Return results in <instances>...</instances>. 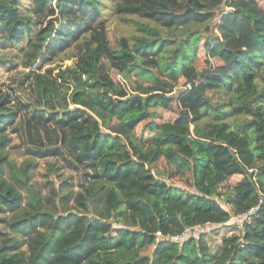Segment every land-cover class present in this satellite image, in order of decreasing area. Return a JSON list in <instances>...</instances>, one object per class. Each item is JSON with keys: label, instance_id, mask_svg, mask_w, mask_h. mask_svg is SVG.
I'll list each match as a JSON object with an SVG mask.
<instances>
[{"label": "trees", "instance_id": "trees-1", "mask_svg": "<svg viewBox=\"0 0 264 264\" xmlns=\"http://www.w3.org/2000/svg\"><path fill=\"white\" fill-rule=\"evenodd\" d=\"M23 1L0 0V48H17L27 88L0 83V264H264V0H112L146 20L117 42L104 0ZM69 48L71 63L46 65ZM110 70L150 75L153 92L139 80L126 92ZM159 97L176 131L137 135ZM206 104L231 119L203 116ZM11 147L26 155L18 166ZM222 204L257 208L214 249L203 232L171 238L231 225Z\"/></svg>", "mask_w": 264, "mask_h": 264}, {"label": "rangeland", "instance_id": "rangeland-1", "mask_svg": "<svg viewBox=\"0 0 264 264\" xmlns=\"http://www.w3.org/2000/svg\"><path fill=\"white\" fill-rule=\"evenodd\" d=\"M111 1L112 0H104L100 4V10H101V19L104 21L107 25V31L109 37L114 41L117 42L121 36H124L128 38L129 41H132V36L135 34H140L141 32L136 27V22H146L145 19L138 17L136 15H117L115 14L111 9ZM23 4L28 5L29 0H24ZM210 24H214L213 21L210 22ZM213 37L216 36V32L214 31L212 34ZM205 35H203L204 39ZM15 47H5L0 48V55L1 56H7L11 57L12 52H14L17 48ZM198 53L195 57L197 62V67L201 68V66H204L205 57L204 53L202 51V40L199 42L198 46ZM66 53V54H64ZM58 54L56 57H54L52 60L49 61L47 66L59 68L63 67L66 64L71 63L73 58H66L65 55H69L71 53L70 48L66 50V52ZM64 54V55H63ZM18 63V57L12 56L10 61L6 64L0 65V83L4 85V87H13L16 89V94L20 97L26 96L27 88L25 86V76L22 74L23 68L20 66H16ZM45 67V66H44ZM43 67V68H44ZM113 77L116 79V81L119 83L120 87H122L126 92L132 91V86L135 83V80H139L141 82L142 86V94L147 95L151 91V76L150 75H144L142 78L135 74L134 72H130L128 78H122L120 75L115 74L112 70H110ZM17 84H20L17 86ZM174 89L173 91H176ZM160 101V104L164 107H161L160 105H154L149 104L148 110L155 113L154 117H148L145 120H142L139 122V124L135 127V132L137 135H149V133H152L151 130H153L155 127H161L165 130L169 131H176V126L174 124L175 119L177 117V113L172 111L170 108H167L165 105L166 101L164 99L162 100L161 97L158 98ZM200 111L203 116L209 117L212 119H231V113L229 111L220 112L217 111L215 106L213 104H206L200 108ZM97 128L101 129L100 124H97ZM102 130H105L102 128ZM125 130L122 126L117 125L115 128H113V131H122ZM20 141V137L16 134H12V145H15ZM8 155L11 161L15 163L16 166H18L24 159H26V155H24V151L15 149L13 147L8 149ZM50 159V158H48ZM46 161L47 158H38L37 159V166L33 170V177L39 181L44 180V172L46 170ZM157 166L160 168H164V161L160 160L157 163ZM62 171L65 173V175L73 174L72 171L63 168ZM52 179L58 183V180H55L53 177ZM239 179L237 178H230L226 180L222 186L226 189H229L230 186H232L235 181ZM225 209H229L228 206L225 204H222ZM231 213V217L227 223H232L231 225H214V224H205L198 226L194 228L193 230H190L187 232L184 238L189 236H198L200 232L205 233L208 240H210V244L212 248L214 249L222 239V236L225 234L230 233H240L241 226L239 221V216L242 214L239 209L232 210L229 209ZM244 217V216H243Z\"/></svg>", "mask_w": 264, "mask_h": 264}, {"label": "built area", "instance_id": "built-area-1", "mask_svg": "<svg viewBox=\"0 0 264 264\" xmlns=\"http://www.w3.org/2000/svg\"><path fill=\"white\" fill-rule=\"evenodd\" d=\"M189 86V84H188ZM262 200H264V192L260 194V198L259 201L261 202ZM257 206H252L251 208H249L246 212H243L240 216H239V221H243V220H249L250 215L256 210ZM244 216V217H243ZM192 228L189 227H185L184 230L180 233V234H176V235H172L171 238L175 239V240H179L180 238H183V236H185L187 234L188 231H190ZM159 232H157V235L159 236ZM243 244H241L242 246Z\"/></svg>", "mask_w": 264, "mask_h": 264}, {"label": "water", "instance_id": "water-1", "mask_svg": "<svg viewBox=\"0 0 264 264\" xmlns=\"http://www.w3.org/2000/svg\"><path fill=\"white\" fill-rule=\"evenodd\" d=\"M224 4H225V0L223 1L222 5H224Z\"/></svg>", "mask_w": 264, "mask_h": 264}]
</instances>
